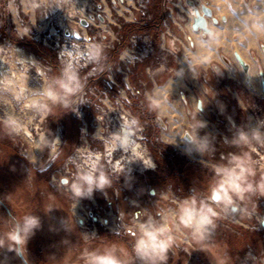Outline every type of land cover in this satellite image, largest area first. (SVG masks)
Instances as JSON below:
<instances>
[{
    "label": "rangeland",
    "instance_id": "1",
    "mask_svg": "<svg viewBox=\"0 0 264 264\" xmlns=\"http://www.w3.org/2000/svg\"><path fill=\"white\" fill-rule=\"evenodd\" d=\"M137 1L136 10L129 5L123 6L118 12L112 11L113 19L119 26H111L116 39L104 43L105 47L101 46L94 51L90 65L74 75L73 83L78 85V90L68 95L60 87V83L66 80L55 51L49 47L48 40L47 44L44 43L43 38L49 35L50 27L39 20V12L33 13L29 6L19 5L18 0L11 4H8V0H0V46L7 48L19 45L27 54L33 55L35 60L32 68L23 69L14 64L16 72H24L21 83L24 86L17 85L15 93H11V89L0 91V205L4 206V202L11 214L8 215L0 206V264H23L17 254L16 241L10 239V234L17 229L23 238L20 249L28 264H79L76 255L81 234L76 214L84 216V212L89 210L87 203H91V198L104 205L108 200L112 208V215L106 216L110 218L109 229L97 225L101 240L97 242L96 248L102 255L115 257L119 264H137V237L126 232L133 223H129L126 216L122 217L125 224L116 223L119 214L115 203L118 202V210L124 214L146 209L153 216L154 227L161 224V216L156 212L160 213L162 210H170L178 220L181 215L180 206L170 199L174 195H180L186 201L194 199L198 208L207 206L206 199L221 186L222 170L236 167L235 157L244 161L245 174L237 182V189H228L227 199L222 196L217 208L221 216L213 217L211 235L205 239L196 235L191 237L197 260L190 264H257L256 261H248L245 251L252 247L257 254L264 247L261 235L251 229L253 220L247 223L248 229L236 222L240 217V209L243 208L250 214L257 209L255 205L259 198L264 196V93L258 75L260 70L254 68L257 63L252 59L248 61L253 65L249 71L253 87L247 84L245 74L233 53L225 56L230 60L231 68L223 63V56H220L216 66L211 65L206 70L195 69V75L193 72L185 73L186 85H190L191 90H196V97L201 100L204 109L202 115L197 110H192V105L185 97L186 88L179 89L188 114L189 126L186 128L194 132L202 145L203 138L210 139L219 152L223 148L217 147L212 135L220 138L226 134L229 144L224 150L231 152L234 157H230L228 162L210 158L206 152L207 145L200 144L197 157L183 155L187 153L186 147L180 144L179 148L177 143H171L168 129H161L159 120L164 125L166 122L159 115L152 90L157 76L163 77L161 84L180 76L175 68V59L184 47V41L178 37L177 32L190 28L191 20L183 13L188 2ZM227 2L233 5L239 17V23L229 29L234 30L232 46L240 49L239 46L251 37L252 30L258 27L256 23L261 26L260 35L264 33V0ZM177 15L183 16L185 20L179 21ZM161 16L162 30L156 31L159 32L157 38L151 28L137 30L124 39L122 32L125 24L141 28L146 23L156 22ZM166 31L180 42L177 54L167 51ZM162 34H165L163 38ZM145 36L147 40H144ZM116 49L119 50L115 54ZM251 49L249 51L253 50ZM123 51L126 52L123 60L131 68V72L140 75L135 77L129 74L130 88L124 85V75L118 72L123 64L119 59ZM113 54L116 56L115 61H112ZM161 65L165 66L166 71L156 72L150 77L149 73L155 72ZM219 68L222 70L217 71ZM194 76L197 77L196 87L193 85ZM207 76L211 80L205 83L207 92L202 93L199 83ZM109 77L118 84V87H113L108 93L109 99L123 102L124 111L130 109V120L137 121V127L143 128L144 140L139 141L142 146L143 142L146 144L155 163L143 153L152 162V166L156 164V167L154 170H143L141 162L144 159L135 156L132 150L137 142L130 143V140L125 144L121 140L123 136L116 134L127 151V158H137L141 162L137 160L136 164L125 167L117 175L112 173L113 161L125 154L119 151L111 161L106 157L105 166L96 173L98 196V191H95L96 194L88 191L83 173L74 174V181L65 186L52 182L51 177L67 166L74 167L75 173V167L82 164V156L86 154L84 152L103 153L106 144L111 146L109 137L116 132L110 127L112 122H115L116 129L123 126L121 107L103 100L104 92L109 89ZM138 80L147 81V85L141 86ZM22 88L26 91H22ZM49 89L55 90L57 99L53 100L46 95ZM98 115L99 121L96 118ZM84 124L87 125L86 132H83ZM227 124L233 125L231 133L226 132ZM23 129L29 131L31 136L25 135ZM134 131L138 136L141 134L137 129ZM238 133L244 135L239 139ZM244 138L247 140L244 141ZM176 150L179 154H176ZM176 163L181 168L173 169ZM101 179L106 183L102 185ZM150 189L154 192L151 198L148 195ZM116 194H119L117 198ZM136 194L141 196V200L136 198ZM162 195L168 199L162 198ZM127 197L136 204H129ZM231 205L238 207V211L231 213ZM139 215L144 221L148 214ZM167 218L171 225L170 216ZM31 220L35 221L32 225L29 223ZM182 262L181 258L176 257L167 264H184Z\"/></svg>",
    "mask_w": 264,
    "mask_h": 264
},
{
    "label": "built area",
    "instance_id": "2",
    "mask_svg": "<svg viewBox=\"0 0 264 264\" xmlns=\"http://www.w3.org/2000/svg\"><path fill=\"white\" fill-rule=\"evenodd\" d=\"M16 0H8V4L15 3ZM200 0H187L188 6H186V10L183 13L187 14V19L191 20L192 23V17L194 15V11L198 10L200 11V5H197ZM139 1L137 0H18L19 5L25 7L29 6L30 10L35 12H39V20L46 25V27H50L49 35L45 36L44 43L47 44V40L49 42V47L55 51L56 57L59 61V64L62 68V74L63 77H65V80L68 81L70 78H73L75 74L78 72H81L85 70L91 63L94 55V51L103 46L106 45L104 43L111 42L115 40V35L112 30V25L119 27L114 19L112 11L118 12L119 10L123 9V6H129L131 5V8L136 10V3ZM109 3V4H108ZM194 4H196L195 8H191ZM190 7V8H189ZM179 21H184L185 18L183 16H178ZM182 17V18H181ZM131 21H133L131 19ZM84 23V24H83ZM54 30V31H53ZM53 31V32H52ZM166 39L168 41L167 43V51L171 52L172 54H177L179 52V44L180 42L178 39L170 34L168 31L165 32ZM165 34H162V38ZM39 37V35H38ZM144 40H147V36L144 37ZM178 41V42H177ZM109 45V44H108ZM107 45V46H108ZM132 52V51H130ZM123 54H126L125 51L120 55L119 59L123 62V64L118 68V72L121 75H124L123 77V83L127 88H130L129 86V74L134 75L135 77L140 76L137 72H131V68L126 64V62L123 60ZM4 63V64H3ZM17 64L23 69L32 68L31 66L35 65V60L33 55L27 54L24 49H22L19 45H12L7 48H3L0 46V91H9L12 90L11 93H13L18 87L15 85V78L18 77V75H23L24 72H16L14 69V64ZM5 65V73L1 72V66ZM226 66L232 67V64L230 61L226 62ZM166 68L164 65H161L157 70L151 71L149 74L150 77L154 75L156 72H165ZM250 71V70H249ZM148 74V70L146 71ZM20 78V76H19ZM211 78L209 76L205 77L204 80H202L199 83V89L202 93L207 92V88L205 86V83L210 81ZM139 84L141 86H146L147 81L138 80ZM109 86V89H107L105 94V99L108 102L112 104H116V106L121 107V119L123 120V125L126 124V118L131 119V111L128 108L126 111H124L123 102H120L119 99H115L114 101L109 99V94L113 87H118V84L115 82V80L112 77H109V82L107 83ZM125 92V90H122ZM120 102V105L118 104ZM199 103L202 105L201 100L199 99ZM119 108V107H118ZM97 120L100 119L99 115L96 117ZM99 121V120H98ZM131 121V120H130ZM160 126L162 130H166V125L161 123ZM133 121H131L132 123ZM113 125L110 126L112 131L116 130L115 133H117L121 127L118 129L115 128V122H112ZM132 129H137L138 132H140L139 140L143 141L144 137H142L143 128L137 127V121H134L132 123ZM84 131L86 132V124H84ZM231 126L227 124V133H231L230 128ZM22 130V129H21ZM23 132V131H22ZM24 133V132H23ZM115 133H111V139L109 142H112V139L115 140ZM212 135V134H211ZM243 133H238L237 137L240 139L241 136H243ZM215 135H212V138L214 139V142L216 143L217 147H222L223 151H218L217 148H215L212 145V142L210 139L205 140L203 138L202 143L203 145H207L206 152L209 153L210 158H219L221 161H229V158H233L234 156L232 153L225 152L227 150H224V148L229 144V139L226 134L221 136L220 138L214 137ZM243 140V139H241ZM247 138H244V141H246ZM201 144V141L196 139V136L194 134H190L188 132H185L182 137V145L186 147L187 153H183V155H189L191 157H197L198 156V148ZM107 145V144H106ZM105 145L104 152L101 153V151H94V152H84L82 164L75 167V173L74 167L69 168L63 167L62 171H58L54 176H52V182L59 183L61 186H65L68 183H72L74 181V174L80 175V173L85 174V177H88L91 175L94 178V182L89 184L87 179H85L88 187V191L90 193H97L95 191H98L99 189L96 187L95 182L98 181V177L96 176L97 171L105 166V158L108 157L111 161L113 157L116 156V153L118 154L119 151H122L123 154L124 151L121 149L119 150L118 146H115L114 150L108 151L107 147ZM143 146L146 150V155L150 156L152 160L154 161V158L151 156L150 152L147 149L146 144L143 142ZM176 154H179V152L176 150ZM125 156H120L117 159L113 161V170L112 173H115L117 175L121 174L122 171L125 170V167H132L133 164H136L137 159H131V160H124ZM74 159V157H73ZM107 161V163L109 162ZM139 161V160H138ZM75 162V161H72ZM125 162L124 164H122ZM141 162V161H139ZM143 163V164H142ZM155 163V161H154ZM142 169L143 170H154L156 167V164L154 166L147 165L145 162H141ZM69 165V164H67ZM151 168V169H149ZM245 174V173H244ZM223 179V177H222ZM91 189V190H90ZM216 192V190L214 191ZM213 192V193H214ZM213 193L209 198H207V207H210L212 209V213L208 214V222L205 223L202 227L197 229H192L185 227L181 221V215H179L178 220L175 219L176 214L172 213L170 210L165 212L162 210L160 213H157L160 215V221L161 224H158V227L161 225H167L171 227V232L169 235L172 238V243L169 246L167 252L165 253V258L160 259L159 257L155 256L154 254L151 255H145L143 252L139 251L138 249V241L143 236L144 229L152 228L153 225V216L150 212L147 213L146 209H142L135 211L133 213H127L124 214L122 211L118 210V202L115 203V206L117 207L116 211L119 214V218H117V224H125L122 220V217H127L129 223L132 221L133 226H129L126 230L127 233H135V236L137 237L136 243H135V258L137 264H167L171 260H174L176 257L181 258L183 260L182 263L184 264H190L193 261L197 260V256H195L196 248L194 242L191 240V237L193 235L199 236L200 238L205 239L207 236L211 235V228L213 223V217L214 216H221V213L218 212V206L219 203L215 202L212 197ZM119 194H116V198ZM149 197L151 198L154 195V192L150 189L148 193ZM164 199H168L167 196L162 195L161 196ZM107 200V197H105ZM136 198L141 200V196L139 194H136ZM182 199V196H176L174 195L173 199H170L171 202H173L176 205L181 206L180 204H185L187 202L186 200ZM127 202L129 204L135 205L134 202L130 200L129 197L126 198ZM176 200H180V202H177ZM141 202V201H140ZM145 204L148 205V203L145 202ZM151 205V204H150ZM87 206H89V210L87 212H84V216L76 214V222L79 226L80 234H81V242L79 246L77 247V260L79 264H89V260L91 258L90 254H95L99 256H103L100 251L96 248L97 242H99L100 236L97 232V225H102L105 228L109 229L108 224L110 223V218H107L106 216L112 215V208L111 203L107 200V204H100L95 201L94 198H91V203H87ZM257 209H254L250 214L244 210L243 208L240 209V217L239 220L236 222L243 228L248 229V222L253 220V225L251 229L258 231L261 235V242L264 245V226H262V222L264 220V196L262 198H259V201L257 205ZM79 206H77L78 208ZM231 213L238 211V207L231 205L230 206ZM221 210V208H220ZM223 212V210H221ZM239 211V212H240ZM238 212V213H239ZM139 214H148L144 221L141 218V215ZM167 216H170V223L168 224V218ZM227 219L225 216H223V219ZM228 221V220H226ZM231 222V221H230ZM245 256L247 257L248 261L250 262H257V264H264V247H262L259 252L256 254L252 247H248L245 251Z\"/></svg>",
    "mask_w": 264,
    "mask_h": 264
},
{
    "label": "crops",
    "instance_id": "3",
    "mask_svg": "<svg viewBox=\"0 0 264 264\" xmlns=\"http://www.w3.org/2000/svg\"><path fill=\"white\" fill-rule=\"evenodd\" d=\"M197 5H200V8L202 5H205L212 12V18L206 19L207 27L211 30V33L204 35L200 30L194 31L191 28V24L190 28L186 31L177 32L178 37L184 41V47L175 59V68L180 72V76L175 78V80L170 78L161 84L163 77L160 75L153 82V101L159 111V115L166 122V129H168L170 137L169 140L171 143H177L179 148L180 144L184 147L182 145V137L185 132L194 134V132L186 128L189 126L188 114L180 98L179 89L186 88L185 97H187L188 102L192 105L191 109L197 110L200 115L204 114V109L199 103V98L196 97V90H191L189 88L190 85L187 86L185 83L186 72H193L195 75V69L201 68L206 70L211 65L216 66L215 63L218 62L220 56H223V63L226 64L230 60L225 58V56H230V53H233V55L237 53L249 65L250 71L253 68V65L250 62L248 63L250 59L259 64V66L257 64L254 65V68L260 70L258 75L261 86L262 80H264V33L260 35L261 30L259 27L261 26L256 23L258 27L252 30L251 37L239 46L240 49H237L232 46V33L234 30L229 29V27L234 28L239 23V17L233 9V5H229L227 0H200ZM195 6L196 4L191 8L193 9ZM250 48L253 50L251 49L252 51H249ZM221 70L219 68L217 71ZM248 76L250 83L247 84L253 87L249 72ZM194 79L195 82L193 85L195 86L197 84V77L194 76ZM178 94L180 99L178 98Z\"/></svg>",
    "mask_w": 264,
    "mask_h": 264
},
{
    "label": "clouds",
    "instance_id": "4",
    "mask_svg": "<svg viewBox=\"0 0 264 264\" xmlns=\"http://www.w3.org/2000/svg\"><path fill=\"white\" fill-rule=\"evenodd\" d=\"M75 78H70L66 82H61L60 87L64 89L65 93L71 95L78 90V85H74L73 81ZM46 95L55 100L57 99V93L54 89H49ZM67 103V97L64 98ZM31 106V105H29ZM234 162L236 167L231 169H223L222 175L223 179L221 181V186L219 189L213 193L212 199L219 203L222 199H227V191L229 188L237 189V182L241 179L244 174V161L235 157ZM89 184L94 182V178L89 175L86 177ZM100 183L103 185L106 183L104 179L100 180ZM91 190V189H90ZM212 213V209L207 207L206 205H202L199 208L196 205L195 200L187 201L180 209L181 221L185 227L192 229H199L205 223L208 222V214ZM30 225L34 224L35 221L31 220ZM171 227L167 225H161L159 227L145 228L143 232V236L138 241V249L143 252L145 255L154 254L160 259L165 258V253L167 252L169 246L172 243V238L169 235L171 232ZM10 239L17 241L19 243H23V238L18 233L10 234ZM91 258L89 260V264H119V261L113 257L112 255H95L90 254Z\"/></svg>",
    "mask_w": 264,
    "mask_h": 264
},
{
    "label": "bare ground",
    "instance_id": "5",
    "mask_svg": "<svg viewBox=\"0 0 264 264\" xmlns=\"http://www.w3.org/2000/svg\"><path fill=\"white\" fill-rule=\"evenodd\" d=\"M4 64V63H3ZM6 67H5V65H3V66H1V72L2 73H5V71H6V69H5ZM245 75H246V82L249 84L250 83V81H249V76H248V73H244ZM19 76H20V78H19ZM23 78H24V74L23 75H18V77L17 78H15L16 80H15V85H21V83L23 82ZM21 86H24V84L23 85H21ZM22 91H26V89L25 88H22ZM13 93H15V91L13 92ZM132 123H131V121L129 120V119H127L126 118V124L125 125H123L122 127H121V129L117 132V133H115V140L114 139H112V142H109L110 144H111V146L109 145V144H107L106 145V147H107V150L108 151H111V150H114V148H115V146H118L119 148V150H123L124 151V153H125V158H124V160H131V159H134V158H130V159H128L127 158V156L128 155H126L127 154V151H126V149H124V147H123V145L121 144V142L117 139V137H116V134H121V136H123V138L121 139V140H123V143H127V142H129L130 140H131V142L130 143H132V142H137V143H139V144H134L133 145V154L135 155V156H137V157H140V158H142V159H144L146 162H148L149 164H150V166H152V162L149 160V158L145 155L146 154V150H145V148H143V146L141 145V143H140V141H139V137H140V135L138 136L137 134H136V132L132 129ZM125 128V129H124ZM23 132H24V134L25 135H27L28 137L29 136H31V134L29 133V131H27L26 129H23ZM143 152H145V154L143 153ZM137 159V158H136ZM152 159V158H151ZM138 160V159H137ZM140 160V159H139ZM142 161V162H145V161ZM145 162V163H146ZM143 164V163H142ZM147 164V163H146ZM149 169H151V168H149Z\"/></svg>",
    "mask_w": 264,
    "mask_h": 264
},
{
    "label": "water",
    "instance_id": "6",
    "mask_svg": "<svg viewBox=\"0 0 264 264\" xmlns=\"http://www.w3.org/2000/svg\"><path fill=\"white\" fill-rule=\"evenodd\" d=\"M211 18H212L211 10L207 6L202 5L200 8V11H198V10L194 11V15L192 17V23H191L192 30H194V31L200 30V31H202V33L204 35L210 34L211 30L207 27L206 19H211ZM213 22H215V20H213ZM234 57L237 60L242 71L244 73H248L249 72V65L237 53L234 54ZM262 91L264 93V80H262ZM4 210L9 215V211L5 207H4ZM262 226H264V220L262 222ZM15 233L19 234V230L17 229ZM16 245H17L18 257L20 258V260L22 261L23 264H28L22 255V252L20 249V243L16 241Z\"/></svg>",
    "mask_w": 264,
    "mask_h": 264
},
{
    "label": "trees",
    "instance_id": "7",
    "mask_svg": "<svg viewBox=\"0 0 264 264\" xmlns=\"http://www.w3.org/2000/svg\"><path fill=\"white\" fill-rule=\"evenodd\" d=\"M161 1V0H160ZM163 2V1H162ZM160 12V11H159ZM162 16L161 17H159L158 18V20H156V22L154 21V23L153 22H151V23H146L145 25H144V27H137L136 25H130V24H125L124 25V30H123V37H124V39L126 40L127 39V37L128 36H130L131 34H133V32H135V31H141V30H145V29H151L152 28V30L154 29V31H155V38H157L158 37V35H159V32H156V31H160V30H162ZM120 48V47H119ZM118 50L119 49H116L115 50V54L118 52ZM115 54H113V56H112V61H115L116 60V56H114ZM110 65V62H108V66ZM174 168H181V166L179 167V165L176 163L175 165H174V167H173V169ZM3 204H4V206H2V205H0L3 209H4V207L8 210V207L6 206V204L3 202ZM9 211V210H8ZM9 215H11L10 213H9Z\"/></svg>",
    "mask_w": 264,
    "mask_h": 264
},
{
    "label": "snow or ice",
    "instance_id": "8",
    "mask_svg": "<svg viewBox=\"0 0 264 264\" xmlns=\"http://www.w3.org/2000/svg\"><path fill=\"white\" fill-rule=\"evenodd\" d=\"M129 235H130V236H135V233H134V232H133V233H129Z\"/></svg>",
    "mask_w": 264,
    "mask_h": 264
}]
</instances>
